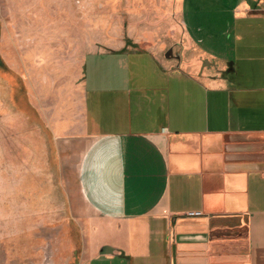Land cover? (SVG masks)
Masks as SVG:
<instances>
[{
  "label": "crops",
  "instance_id": "obj_1",
  "mask_svg": "<svg viewBox=\"0 0 264 264\" xmlns=\"http://www.w3.org/2000/svg\"><path fill=\"white\" fill-rule=\"evenodd\" d=\"M226 2L219 64L169 0L176 59L88 54L81 102L38 113L86 264H264V0Z\"/></svg>",
  "mask_w": 264,
  "mask_h": 264
},
{
  "label": "rangeland",
  "instance_id": "obj_2",
  "mask_svg": "<svg viewBox=\"0 0 264 264\" xmlns=\"http://www.w3.org/2000/svg\"><path fill=\"white\" fill-rule=\"evenodd\" d=\"M210 1L185 0L183 19L194 37L187 52L219 64L229 56L221 11L227 2ZM168 2L0 0V264H86L82 224L68 211L38 113L53 117L81 102L88 54L176 59L187 44H180Z\"/></svg>",
  "mask_w": 264,
  "mask_h": 264
},
{
  "label": "built area",
  "instance_id": "obj_3",
  "mask_svg": "<svg viewBox=\"0 0 264 264\" xmlns=\"http://www.w3.org/2000/svg\"><path fill=\"white\" fill-rule=\"evenodd\" d=\"M198 215H200V213L198 212H192L188 214V216H198Z\"/></svg>",
  "mask_w": 264,
  "mask_h": 264
},
{
  "label": "water",
  "instance_id": "obj_4",
  "mask_svg": "<svg viewBox=\"0 0 264 264\" xmlns=\"http://www.w3.org/2000/svg\"><path fill=\"white\" fill-rule=\"evenodd\" d=\"M170 53H171V52H168V53L166 54V58H169V57H170Z\"/></svg>",
  "mask_w": 264,
  "mask_h": 264
}]
</instances>
